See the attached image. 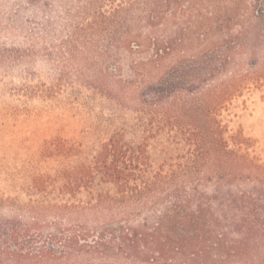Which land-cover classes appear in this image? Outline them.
<instances>
[{
    "label": "rangeland",
    "instance_id": "374dc122",
    "mask_svg": "<svg viewBox=\"0 0 264 264\" xmlns=\"http://www.w3.org/2000/svg\"><path fill=\"white\" fill-rule=\"evenodd\" d=\"M253 9L264 15V0H0V218L28 222L41 215L96 230L116 226L101 209L69 213L67 207L116 195L96 170L91 177L82 169L124 130L121 142H149L156 171L179 170L185 151L172 144L164 156L158 141L140 134L135 113L102 91L103 74L106 86L120 75L131 80L132 65L151 57V48L131 53L120 45L138 38H161L172 49L162 73L175 71L181 88H196L191 73L216 76L231 95L218 113L226 140L264 167V72L254 66L264 60V25L253 26ZM173 38L177 46L170 45ZM231 47L237 52L224 67ZM136 98L130 95L127 104ZM153 215L144 213L131 226ZM251 258L260 264L264 251L253 250ZM94 264L131 263L113 255Z\"/></svg>",
    "mask_w": 264,
    "mask_h": 264
},
{
    "label": "trees",
    "instance_id": "16d2710c",
    "mask_svg": "<svg viewBox=\"0 0 264 264\" xmlns=\"http://www.w3.org/2000/svg\"><path fill=\"white\" fill-rule=\"evenodd\" d=\"M252 11L253 26L264 25L263 13ZM138 39L120 45L131 53L151 48V57L132 65L131 80L120 75L106 86L109 75L103 74L102 91L135 113L140 134L158 141L164 156L172 144L185 151L179 170L156 171L148 141L136 146L117 139H125L126 130L116 133L94 165L82 169L91 177L96 170L116 195L95 206L67 207L69 213L101 209L116 226L96 230L84 222L65 225L59 217L41 215L28 222L0 218V264H94L113 255L131 264H234L233 259L258 264L251 254L264 251V167L232 149L224 136L218 113L230 92L209 73H191L196 88H181L175 71L162 73L172 49L161 38ZM172 40L170 45L177 46ZM236 52L231 47L224 67ZM254 66L256 73L264 72V60ZM132 94L137 98L127 104ZM239 182L256 186L235 191L232 186ZM211 184L216 189L209 194ZM148 212L154 215L138 228L131 226ZM48 229L54 232L46 234Z\"/></svg>",
    "mask_w": 264,
    "mask_h": 264
}]
</instances>
